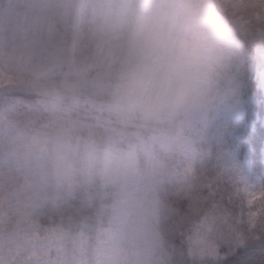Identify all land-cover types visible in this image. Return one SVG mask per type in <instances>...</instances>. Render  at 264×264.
<instances>
[{
  "label": "rangeland",
  "instance_id": "rangeland-1",
  "mask_svg": "<svg viewBox=\"0 0 264 264\" xmlns=\"http://www.w3.org/2000/svg\"><path fill=\"white\" fill-rule=\"evenodd\" d=\"M68 3L69 0H0V95L12 91L40 95L60 85L106 96L104 53L97 51L91 42L78 55L74 56L68 50L64 35L72 18L67 12ZM208 4L212 10L210 0ZM218 27L224 37V48L222 62L212 71L229 82L215 105L193 126L194 130H190L189 137L182 132L184 127L174 120L154 121L147 138L149 147L144 168L130 155L131 166L114 176L94 167V156L103 151L99 144L93 143L97 140L89 133L87 124L64 120L63 114L50 106L49 117L45 119L44 141L41 139L38 144H33L32 138L23 137L9 144L13 148L11 155L27 169L23 191L25 197L29 196L25 198V204L17 205V202L2 212L0 226L11 218L29 214L35 208L33 203L43 194L46 201L56 200L57 192L68 197L70 194L87 197L103 187L100 180L109 174L120 183L112 264L216 263L217 249L229 239L226 213H234L237 206H244L247 211L246 202L252 199L251 210L259 211L264 219V198L254 199L264 192V187L245 166L220 167V178L212 184L192 178L198 158L195 143H199L200 149L213 143L218 150L211 154L216 155V160L226 159L223 148L232 146L233 137L242 126L240 98L250 71L243 58L242 44L227 26ZM4 105L0 96V108ZM198 126L201 128L196 129ZM154 146L161 152L175 153L185 161L180 175L170 173L160 164L163 165L160 173L153 180L150 162ZM3 152L4 149L1 155ZM105 152L112 151L105 149ZM35 163L38 167H33ZM224 183L227 185L222 186ZM52 189L55 190L47 192ZM32 190L38 191L33 203L29 200ZM167 194L176 197L174 202L163 201ZM104 196H108L107 190ZM31 243L22 245L15 235L11 241L6 239L4 246L12 256L21 251L26 256L37 245ZM12 244H19L21 248L17 250ZM64 258L59 262L62 259L59 254L44 261L45 264H92L84 258L79 263L69 254ZM12 262L28 264L21 260ZM100 262L104 264L106 260Z\"/></svg>",
  "mask_w": 264,
  "mask_h": 264
},
{
  "label": "trees",
  "instance_id": "trees-1",
  "mask_svg": "<svg viewBox=\"0 0 264 264\" xmlns=\"http://www.w3.org/2000/svg\"><path fill=\"white\" fill-rule=\"evenodd\" d=\"M210 1L218 26H227L241 42L243 58L250 75L240 98L241 130L233 137L232 146L223 148L226 159L216 160V155L211 154L213 150H218L213 143L204 149H200L199 143H195L198 158L192 178L204 179L212 184L215 179L218 182L220 178V167L227 169L230 165H243L264 187V0ZM59 26L58 24V28ZM64 35L68 50L74 56L90 42L86 22H77L73 17ZM0 96L5 103L0 108V152L4 149L3 155L0 153V218L8 207L17 202V205L25 204V198L29 196L25 197L23 191L26 186L25 178L28 177L27 169L18 164L16 156L11 155L13 148L9 144L23 137L32 138L33 144H38L41 139L44 141L47 133L45 119L49 117L50 106L55 111H60L64 120L87 124L89 133L94 134L97 140L93 143L99 144L103 152L105 149L113 153L126 151L136 159L140 167L144 168L146 165L149 147L147 138L151 135L150 128L154 121L130 122L114 114L107 107L104 95L95 96L78 88L72 90L59 85L40 95L12 91ZM191 129L194 130V127ZM182 132L190 136L187 129H182ZM152 151L150 165L153 180L157 178L163 165L174 175H180L184 170L185 161L175 153L161 152L156 146ZM163 158L165 159L162 160ZM33 167L38 166L35 163ZM100 183L103 187L100 186L87 197L79 194H70L71 197H68L65 193L57 192L56 200L46 201L43 194L35 203L38 191L32 190L29 200L35 208L29 214L11 218L0 226L1 264H15L12 262L15 260L28 264H45V258L52 259L59 254H62L59 262L69 254L75 261L84 258L91 260L92 264H101V260H106L104 264H112L120 183L117 179L115 182L109 174L103 176ZM224 185L227 184L222 186ZM105 190L108 196H104ZM122 198L124 199V194ZM175 199L176 197L167 194L163 201L172 203ZM184 203L185 201L181 203L183 207ZM15 235L22 241V245L27 242L37 244L27 257L23 255V251L16 252L17 256H12L10 251V254L7 253L8 248L4 246L6 239L11 241ZM12 246L17 247V250L21 248L19 244ZM226 264H264V241L250 243L241 249L239 256L228 260Z\"/></svg>",
  "mask_w": 264,
  "mask_h": 264
},
{
  "label": "clouds",
  "instance_id": "clouds-1",
  "mask_svg": "<svg viewBox=\"0 0 264 264\" xmlns=\"http://www.w3.org/2000/svg\"><path fill=\"white\" fill-rule=\"evenodd\" d=\"M67 12L104 53L107 107L130 122L174 120L190 131L228 85L212 71L224 37L208 0H69ZM92 163L118 176L132 160L101 152Z\"/></svg>",
  "mask_w": 264,
  "mask_h": 264
},
{
  "label": "snow or ice",
  "instance_id": "snow-or-ice-1",
  "mask_svg": "<svg viewBox=\"0 0 264 264\" xmlns=\"http://www.w3.org/2000/svg\"><path fill=\"white\" fill-rule=\"evenodd\" d=\"M264 198V192L258 194L254 199ZM253 200L246 202L248 210L244 206H237L234 213H226L228 226V242L217 249L216 264H226L230 259L240 255L241 249L250 243L264 241V219H261L259 211H252Z\"/></svg>",
  "mask_w": 264,
  "mask_h": 264
}]
</instances>
